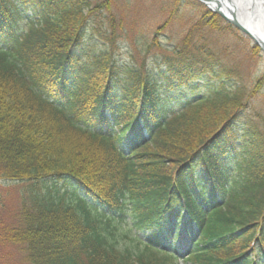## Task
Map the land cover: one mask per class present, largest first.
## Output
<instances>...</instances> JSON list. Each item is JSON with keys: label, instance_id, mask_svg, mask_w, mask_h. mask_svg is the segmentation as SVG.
Instances as JSON below:
<instances>
[{"label": "trees", "instance_id": "16d2710c", "mask_svg": "<svg viewBox=\"0 0 264 264\" xmlns=\"http://www.w3.org/2000/svg\"><path fill=\"white\" fill-rule=\"evenodd\" d=\"M109 4L0 0V180L22 187L1 241L29 264H264L263 113L189 39L121 61Z\"/></svg>", "mask_w": 264, "mask_h": 264}, {"label": "rangeland", "instance_id": "374dc122", "mask_svg": "<svg viewBox=\"0 0 264 264\" xmlns=\"http://www.w3.org/2000/svg\"><path fill=\"white\" fill-rule=\"evenodd\" d=\"M109 1L110 11L106 16L112 17L113 24L112 29L109 25L107 27L115 38V53L121 61L152 67L156 59L173 54L187 39L192 47L205 45L237 71L245 97L264 115V51L256 47L252 38L225 20L218 21L213 28L200 16V8L188 3L179 5L173 0ZM21 192L19 183L0 180V235L16 221ZM134 250L138 252V249ZM0 264L29 262L25 260L21 246L1 241L0 237ZM176 264L190 263L180 259Z\"/></svg>", "mask_w": 264, "mask_h": 264}, {"label": "bare ground", "instance_id": "6f19581e", "mask_svg": "<svg viewBox=\"0 0 264 264\" xmlns=\"http://www.w3.org/2000/svg\"><path fill=\"white\" fill-rule=\"evenodd\" d=\"M215 1L210 3L213 10L217 9ZM222 12L230 19L235 15L260 47L264 46V0H222Z\"/></svg>", "mask_w": 264, "mask_h": 264}, {"label": "water", "instance_id": "95a60500", "mask_svg": "<svg viewBox=\"0 0 264 264\" xmlns=\"http://www.w3.org/2000/svg\"><path fill=\"white\" fill-rule=\"evenodd\" d=\"M199 1L202 2L203 4H205L206 6L208 5V7H209L210 3L214 0H199ZM215 4L217 7V9L214 10L215 13L219 14L222 18H224L228 22H230L234 27L241 30L249 38H252L256 42V44L260 47V45L257 43V40L255 38H253V36L250 33V31L248 30V28H245V26H243L242 24H240V22L238 20H236L235 15H233V19H230L223 14V12H222V0H216ZM260 48H262L264 51V46H262Z\"/></svg>", "mask_w": 264, "mask_h": 264}]
</instances>
